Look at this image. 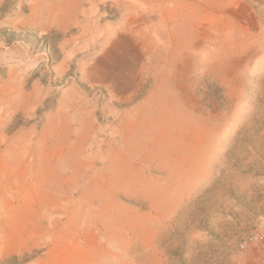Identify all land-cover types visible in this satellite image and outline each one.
I'll use <instances>...</instances> for the list:
<instances>
[{"label":"rangeland","instance_id":"1","mask_svg":"<svg viewBox=\"0 0 264 264\" xmlns=\"http://www.w3.org/2000/svg\"><path fill=\"white\" fill-rule=\"evenodd\" d=\"M263 255L264 0H0V264Z\"/></svg>","mask_w":264,"mask_h":264},{"label":"built area","instance_id":"2","mask_svg":"<svg viewBox=\"0 0 264 264\" xmlns=\"http://www.w3.org/2000/svg\"><path fill=\"white\" fill-rule=\"evenodd\" d=\"M259 264H264V255H263V257L261 258V260H260V263Z\"/></svg>","mask_w":264,"mask_h":264},{"label":"bare ground","instance_id":"3","mask_svg":"<svg viewBox=\"0 0 264 264\" xmlns=\"http://www.w3.org/2000/svg\"><path fill=\"white\" fill-rule=\"evenodd\" d=\"M132 153V152H131Z\"/></svg>","mask_w":264,"mask_h":264}]
</instances>
